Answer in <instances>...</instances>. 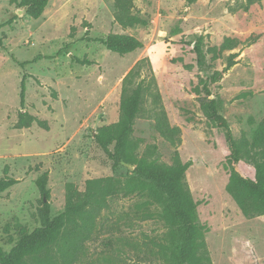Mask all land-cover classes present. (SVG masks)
<instances>
[{"label": "rangeland", "instance_id": "rangeland-1", "mask_svg": "<svg viewBox=\"0 0 264 264\" xmlns=\"http://www.w3.org/2000/svg\"><path fill=\"white\" fill-rule=\"evenodd\" d=\"M134 5L147 26L123 29L115 21L113 0H51L38 20L27 15L20 0H0V178L18 181L0 193V246L8 252L20 228L31 233L41 226L43 197L36 181L45 172L46 203L54 218L65 209L68 184L84 191L90 179H125L135 170L127 165L115 172L95 136L118 122L123 80L142 61L136 83L151 84L160 100L146 96L133 135L141 142L139 152L155 145L160 162L172 164L178 154L192 164L186 183L199 222L211 228L206 242L213 264H264V216L244 217L228 194L226 135L208 121L197 95V90L204 95L203 84L209 83L234 138L252 139L264 119V0H134ZM112 33L132 35L144 47L120 56L88 41ZM199 37L204 50L226 38L238 44L217 60L208 54L207 66L200 67L193 50ZM34 59L25 67L18 63ZM217 72L222 79L213 82ZM21 111L47 122L49 130L36 123L17 129ZM157 115L179 130L176 145L157 131ZM237 169L244 176L255 174L246 156ZM148 201L140 194L109 199L78 264H161L157 244L164 243L167 228L154 217L160 207Z\"/></svg>", "mask_w": 264, "mask_h": 264}, {"label": "trees", "instance_id": "trees-1", "mask_svg": "<svg viewBox=\"0 0 264 264\" xmlns=\"http://www.w3.org/2000/svg\"><path fill=\"white\" fill-rule=\"evenodd\" d=\"M17 1V0H15ZM51 0H20V6L26 9L30 18L42 17ZM115 4V21L123 29L145 27L148 21L135 13L134 0H113ZM195 0H191L194 2ZM103 44L108 51L125 56L144 47L142 41L132 35L109 34L106 38L88 39ZM238 41L226 38L219 47L204 50L203 38H197L194 45L197 62L200 67L207 66V55L213 53L212 60L222 57L225 51L237 47ZM69 47V46H68ZM68 47L57 53L58 56L68 51ZM57 56V57H58ZM77 63L89 66L88 59L73 57ZM230 57L229 67L236 62ZM18 62L21 67L36 62ZM139 61L126 75L122 84L120 113L118 122L98 130L95 139L113 163L116 172L119 168L132 165L135 170L125 179L110 176L90 179L84 191L74 184L67 185L66 206L58 216H50L48 189L49 174L41 175L36 185L43 197L41 226L28 233L20 228L19 240L5 251L0 246V264H78L85 253L86 243L94 235L97 220L101 212L108 207V200L114 197H129L134 194L144 195L148 202L160 207L154 214L167 228L164 243L157 244V259L161 264H213L206 242L210 226L201 224L197 203L186 183V173L191 163H184L177 154L172 164H165L156 158L157 146L148 147L141 154L140 141L134 140L135 124L145 112L146 96L160 100L158 92L153 93L151 84L142 81L136 83L140 76ZM26 74L21 82L20 104L24 108L27 91ZM222 79L217 72L213 82ZM204 95L197 90L200 108L208 121L225 132L229 154L225 169L229 174L227 192L234 200L244 217L253 219L264 216V119L257 125L252 139L238 141L234 138L228 120L220 111L219 102L212 97L210 84L204 82ZM49 130L47 122L21 111L18 115L17 129H29L34 124ZM155 125L160 135L173 145L179 142V130L172 128L163 117L155 116ZM113 145V149L111 146ZM252 161L255 174L253 177L242 175L237 164L242 157ZM18 183L14 178H0V193L7 191Z\"/></svg>", "mask_w": 264, "mask_h": 264}, {"label": "water", "instance_id": "water-1", "mask_svg": "<svg viewBox=\"0 0 264 264\" xmlns=\"http://www.w3.org/2000/svg\"><path fill=\"white\" fill-rule=\"evenodd\" d=\"M25 12V10L23 9V10H21L20 11V13L19 14H23ZM133 170L135 169V167H133V166H130ZM47 200L45 199V202H46Z\"/></svg>", "mask_w": 264, "mask_h": 264}]
</instances>
